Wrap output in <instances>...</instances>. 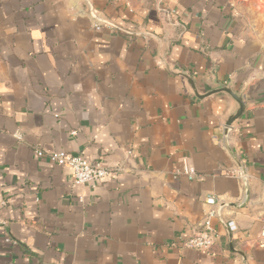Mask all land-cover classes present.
I'll list each match as a JSON object with an SVG mask.
<instances>
[{
	"label": "crops",
	"instance_id": "crops-1",
	"mask_svg": "<svg viewBox=\"0 0 264 264\" xmlns=\"http://www.w3.org/2000/svg\"><path fill=\"white\" fill-rule=\"evenodd\" d=\"M206 196L216 243L182 250ZM0 201V264H264L263 40L231 0H0Z\"/></svg>",
	"mask_w": 264,
	"mask_h": 264
},
{
	"label": "built area",
	"instance_id": "built-area-1",
	"mask_svg": "<svg viewBox=\"0 0 264 264\" xmlns=\"http://www.w3.org/2000/svg\"><path fill=\"white\" fill-rule=\"evenodd\" d=\"M74 134L75 132H71V135ZM128 154L130 153L128 152ZM37 155L41 156L42 153L37 152ZM48 157L51 162L69 168L73 182L78 186H90L98 179L108 176L113 171H122L121 168L112 169L103 167L99 163H91L80 156L71 155L65 152L52 153ZM183 173L186 174L190 180L194 179L196 176V173L193 169H186ZM204 204L206 206V210L204 212L201 230L195 232L182 242V250L208 252L216 243L217 234L212 227L211 221L218 216L216 209L217 201L213 196H206L204 199ZM3 205L4 202L0 201V206ZM2 225L3 221L0 217V227ZM227 226L231 232L236 230V226L233 222H229ZM260 237L264 238V224L262 225V229L260 231ZM6 242H10V240L7 239Z\"/></svg>",
	"mask_w": 264,
	"mask_h": 264
},
{
	"label": "water",
	"instance_id": "water-1",
	"mask_svg": "<svg viewBox=\"0 0 264 264\" xmlns=\"http://www.w3.org/2000/svg\"><path fill=\"white\" fill-rule=\"evenodd\" d=\"M159 47H161L160 42H159ZM157 56L159 57L161 64L164 66V68L172 76H179V77L183 78V80L186 82L189 90L191 91V94H192L194 99L203 100V99L210 97V96H213L215 94L222 93V94L226 95L227 97H229L231 100H233V102L235 104L233 112L223 120L224 125L226 127V132L228 129L233 127L235 122L244 114V111L248 106L244 101L243 92H241V93L234 92L231 88L230 83L226 84L223 82H219L218 80H214L213 87L209 91H207L203 94H200L197 91L195 83L193 82L192 78L186 72L181 71V70L173 71L171 68H169V66L165 62V58L163 56H160L159 53H157ZM226 206H228V205L222 204V205L218 206L217 213H218L219 218H220V210ZM225 228L228 230L227 225H225ZM236 252H237V254H240L238 251H236Z\"/></svg>",
	"mask_w": 264,
	"mask_h": 264
},
{
	"label": "rangeland",
	"instance_id": "rangeland-1",
	"mask_svg": "<svg viewBox=\"0 0 264 264\" xmlns=\"http://www.w3.org/2000/svg\"><path fill=\"white\" fill-rule=\"evenodd\" d=\"M264 42V0H231Z\"/></svg>",
	"mask_w": 264,
	"mask_h": 264
}]
</instances>
